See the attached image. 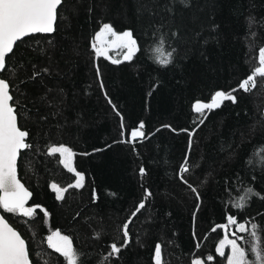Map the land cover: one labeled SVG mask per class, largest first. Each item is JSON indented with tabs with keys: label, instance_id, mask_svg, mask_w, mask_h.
I'll return each instance as SVG.
<instances>
[{
	"label": "trees",
	"instance_id": "obj_1",
	"mask_svg": "<svg viewBox=\"0 0 264 264\" xmlns=\"http://www.w3.org/2000/svg\"><path fill=\"white\" fill-rule=\"evenodd\" d=\"M106 22L133 33L131 60L96 55L92 41ZM157 47L173 53L167 66L157 62ZM261 47L264 0H63L52 33L18 41L0 76L29 133L17 168L35 213L0 211L26 240L32 264H67L48 246L56 230L72 239L79 264H155L157 244L162 264L199 256L224 264L217 226L229 216L258 225L264 241V77L249 92L238 89ZM231 89L235 103L193 111L196 101ZM141 121L145 138L128 142ZM59 145L75 153L82 187H69L75 172L48 154ZM186 157L189 171L181 173ZM53 183L67 189L63 199ZM249 188L255 195L235 207ZM129 220L128 245L109 257Z\"/></svg>",
	"mask_w": 264,
	"mask_h": 264
},
{
	"label": "snow or ice",
	"instance_id": "obj_2",
	"mask_svg": "<svg viewBox=\"0 0 264 264\" xmlns=\"http://www.w3.org/2000/svg\"><path fill=\"white\" fill-rule=\"evenodd\" d=\"M179 2L188 6L191 0H179ZM63 0H0V72L6 69V57L13 53L14 46L23 38L36 33H52L55 30V24L58 19V8L62 5ZM114 39L111 41L119 49H125L123 60H131L135 52L138 50L137 41L133 38L130 30L117 33L110 24H103L100 31L96 33V42L101 43L97 47V43H93V48L97 56H108L107 37ZM155 51L158 53L157 62L162 66H167L172 62V52L164 53L161 47H157ZM110 58V57H109ZM259 65L242 80L238 89L245 92L251 91L256 86V78L264 77V47L259 48L258 53ZM112 63H121L119 59H113ZM99 72V70H98ZM103 86V85H101ZM238 89H231L228 92L218 90L212 96L211 101L204 103L196 101L193 104V111L203 116L205 111H211L219 108L224 101L236 102L234 95ZM13 96L10 92V82L5 78H0V209L5 212L21 214L25 217H32L35 213V207L26 206L32 193L21 183L17 177V159L22 149L31 147L26 140L29 133L18 125L17 110L13 106ZM111 103V100H109ZM203 120L200 121L202 123ZM123 128V120L121 124ZM144 123L141 121L139 125L131 130V139L128 142H135L138 139L145 138ZM49 155L59 154L60 163L69 171H75L73 167V150L65 145L51 146L48 149ZM260 160L264 162V153L259 154ZM251 163V161H250ZM181 173L189 171L187 165V157L185 163L181 166ZM141 175L145 174V169L140 168ZM77 180L75 185L69 187H82L83 174L76 172ZM51 188L57 193V199H63V193L67 191L57 184L53 183ZM195 191V189H193ZM247 196H241L240 202L234 206L242 208L246 206L247 199L251 195H255L251 188L246 190ZM150 192H146V197L150 196ZM39 207V206H36ZM145 207L143 201L138 205L133 216ZM129 222L123 225V243L119 246L113 242L110 245L108 256H118L123 247H126L130 241ZM235 224L239 232H249L255 241L250 249H246L237 243L236 239H229L227 234L219 241L216 249L217 253L225 256V247L230 246V254L227 255V264H264V241L259 235V226L251 224V230L247 223H237L236 218L229 216L226 225L217 227L227 228ZM215 230V229H213ZM235 236V233H233ZM243 239V237H240ZM48 246L55 249L67 261V264H79L80 254L74 248L72 239L63 235L60 230H56L47 237ZM199 247V245H197ZM249 251L254 256V260H249ZM209 261L214 258L210 255L207 257ZM155 264H162V247L160 244L155 246L154 254ZM0 264H30L29 249L26 241L21 234L12 227L4 216L0 215ZM193 264H203L199 258L193 260Z\"/></svg>",
	"mask_w": 264,
	"mask_h": 264
},
{
	"label": "rangeland",
	"instance_id": "obj_3",
	"mask_svg": "<svg viewBox=\"0 0 264 264\" xmlns=\"http://www.w3.org/2000/svg\"><path fill=\"white\" fill-rule=\"evenodd\" d=\"M104 24H110V23H104ZM111 25V24H110ZM101 29V28H100ZM100 29H99V31H100ZM114 29V28H113ZM115 30V29H114ZM126 30H128V29H125V30H123V31H126ZM98 31V32H99ZM116 31V30H115ZM123 31H116L117 33H121V32H123ZM95 38H96V35H95V37H94V39H93V41H92V46H93V43H97V47H100L101 46V43H98V42H96V40H95ZM114 39V37H111V36H108L107 37V51H108V56H107V58L109 59V60H113V59H119V60H122L123 59V54H124V52L126 51L125 49H119V48H117L114 44H112L111 43V41ZM120 54V55H119ZM119 55V56H118ZM110 57V58H109ZM211 101V100H210ZM209 101V102H210ZM204 103H207V102H204ZM73 167H74V165H73ZM74 169H75V174H76V172H79V173H82L83 174V172L82 171H80V170H78V169H76L75 167H74ZM76 180H77V176L75 175V179H74V181H73V184L75 185V183H76ZM61 188H63V187H61ZM238 223V222H237ZM243 223H245V222H243ZM226 225V224H225ZM248 225V224H247ZM233 227L238 231V229H237V227H236V225L235 224H233V225H230V226H228L227 228H222L223 229V236H222V238L221 239H223L224 237H225V235L227 234V236H228V238L229 239H236L237 240V243L239 244V245H241L242 247H244V248H246V249H250L251 248V245L255 242L254 240H253V238L251 237V235L249 234V232H241L240 234H236L235 233V236L232 234V229H233ZM248 227H249V230H251V226H249L248 225ZM63 234V233H62ZM63 235H65V234H63ZM242 235H244V236H246V239H245V245H243L242 243H241V240L242 239H240V237L242 236ZM244 240V239H243ZM218 245H219V243H218ZM218 245H217V247H218ZM230 251H231V249H230V246H226L225 247V256L227 257V255L228 254H230ZM155 254V253H154ZM210 256V255H209ZM212 256V255H211ZM213 257V256H212ZM197 258H199V259H201L202 261H203V264H208L202 257H196L195 259H197ZM248 259H251L249 256H248ZM253 260H254V256H253ZM155 262V261H154ZM224 264H227V260L225 261V263Z\"/></svg>",
	"mask_w": 264,
	"mask_h": 264
},
{
	"label": "water",
	"instance_id": "obj_4",
	"mask_svg": "<svg viewBox=\"0 0 264 264\" xmlns=\"http://www.w3.org/2000/svg\"><path fill=\"white\" fill-rule=\"evenodd\" d=\"M44 34H50V33H44ZM1 73V72H0ZM0 78H2L1 76H0ZM11 103V102H10ZM19 125V124H18ZM23 130V129H22ZM22 150H24V149H22ZM21 150V151H22ZM20 156V155H19ZM18 159H19V157H18ZM18 159H17V163H18ZM17 177H18V179L21 181V183L22 184H24L23 182H22V180L19 178V176H18V168H17ZM24 186L26 187V185L24 184ZM27 188V187H26ZM28 189V188H27ZM28 191L30 192V190L28 189ZM30 207H33V206H30ZM0 215H2V216H4L3 214H2V212L0 211ZM5 218V217H4ZM6 219V218H5ZM7 220V219H6ZM8 221V220H7ZM8 223L12 226V227H14L9 221H8ZM15 228V227H14ZM16 229V228H15ZM17 230V229H16ZM18 231V230H17ZM19 232V231H18ZM20 233V232H19ZM21 234V233H20ZM22 236V235H21ZM22 238H23V236H22ZM24 239V238H23ZM25 240V239H24ZM26 241V240H25ZM27 244V243H26ZM29 259H30V264H32V261H31V258H30V256H29Z\"/></svg>",
	"mask_w": 264,
	"mask_h": 264
}]
</instances>
